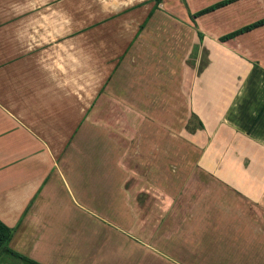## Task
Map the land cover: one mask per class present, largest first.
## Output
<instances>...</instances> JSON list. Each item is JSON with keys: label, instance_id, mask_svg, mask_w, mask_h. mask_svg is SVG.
Wrapping results in <instances>:
<instances>
[{"label": "rangeland", "instance_id": "1", "mask_svg": "<svg viewBox=\"0 0 264 264\" xmlns=\"http://www.w3.org/2000/svg\"><path fill=\"white\" fill-rule=\"evenodd\" d=\"M221 1L165 0L163 12L185 23L190 43L198 30L216 37L260 19L258 9L264 14V0L242 2L255 8L241 7L236 1L193 22L196 12ZM246 39L226 48L243 50ZM196 55L185 60L189 74L182 68L183 59L178 60L180 65L174 59L167 74L159 70L157 76L144 71L128 76L127 89L120 91L117 76L111 75L109 90L95 101L87 119L94 134L90 140L85 132L80 136L84 117H77L73 103L58 124L61 142L54 145L48 139L55 142L51 133L42 135L51 148L54 145L51 153L62 173L54 187L53 213L47 217L59 228V264L264 263V235H260L264 210L253 208L247 213L245 204L234 199L238 193L233 187V179L247 174L264 179V152L240 154L252 146L235 133L223 136L220 111L195 114L193 87L201 88V94L195 91V100L207 111L213 91L206 86L216 75L210 68V52L203 48ZM256 58L254 62L264 65V52L260 50ZM133 77L139 82L137 91L132 90ZM93 94L83 92L88 103ZM133 101L141 104L134 106ZM37 159L41 160L39 153ZM232 162H243L242 170H232ZM52 169L46 178L58 179ZM236 228H250L252 233L235 234ZM244 243L249 245L241 248Z\"/></svg>", "mask_w": 264, "mask_h": 264}, {"label": "crops", "instance_id": "2", "mask_svg": "<svg viewBox=\"0 0 264 264\" xmlns=\"http://www.w3.org/2000/svg\"><path fill=\"white\" fill-rule=\"evenodd\" d=\"M244 1L236 5L255 8L251 3L242 4ZM163 10V4L155 7L150 0H0V221L14 230L9 248L25 259L6 253L0 264H59V228L47 218L53 213L54 187L62 175L51 153L54 143L61 142L58 124L73 103L78 108L77 117H84L80 136L85 132L89 140L94 137L87 119L95 101L109 90L111 75L117 76L120 91L127 89L128 76L136 77L142 71L157 76L159 70L167 74L174 59L180 65L182 58V68L189 74L185 60L191 56L196 59L206 48L210 68L216 74L206 90L215 93L206 111L195 100V91L201 94V88L193 87V111H220L223 136L235 133L252 146L251 151L237 154L264 152V65L254 62L259 51L264 52V36L257 37L264 33V26L242 35L240 41L237 37L227 42L219 40L222 35L212 37L203 31L200 41L198 30L191 44L187 38L190 30H183L185 23ZM257 12L264 18L259 9ZM197 20L193 22L197 24ZM244 38L243 50L226 48L229 43L241 45ZM82 76H86L85 81ZM138 84L135 79L133 91L139 89ZM87 90L94 92L89 103L83 95ZM221 96L225 103L219 102ZM133 102L134 106L141 104ZM47 133L55 140L48 138L52 148L43 139ZM241 164L244 166L243 162H232V170H242ZM51 167L58 179L46 178ZM122 184L126 192L124 179ZM233 184L238 193L234 199L245 204L247 213L253 208L264 210V179L247 174L233 179ZM137 209L142 211L139 204ZM260 230L264 235V228ZM233 231L252 233L250 228ZM248 245L240 244L241 248ZM52 250L53 254H48Z\"/></svg>", "mask_w": 264, "mask_h": 264}, {"label": "trees", "instance_id": "3", "mask_svg": "<svg viewBox=\"0 0 264 264\" xmlns=\"http://www.w3.org/2000/svg\"><path fill=\"white\" fill-rule=\"evenodd\" d=\"M150 1L155 5V7H159V5L163 4V2L165 0H150ZM236 1H239V0H223L221 2L215 3L212 6L206 7L204 9L196 12L193 15V18L195 19V18L204 16V15H207V14L212 13V12H214V11L220 9V8L226 7V6L232 4V3L236 2ZM262 26H264V18H262L260 20H257V21H255V22H253L251 24L244 25V26H242V27H240V28H238V29H236L234 31H231L229 33H226V34L222 35L219 38V40L221 42H227V41H230V40H234L237 37L242 36V35H244V34H246L248 32H251V31H253V30H255V29L259 28V27H262ZM197 37L200 39V41L202 40V35L200 33L197 34ZM224 136L227 137L228 135L225 134ZM13 233H14V230H12L11 228L7 227L5 224H3L0 221V258H1V256L3 254L8 253V254H11L13 256L20 257L21 259H23L25 261V259L22 256L17 255L15 252H13L9 248V243L12 240ZM212 233L214 234L213 231H212ZM29 263L30 264H34L32 261H29Z\"/></svg>", "mask_w": 264, "mask_h": 264}]
</instances>
